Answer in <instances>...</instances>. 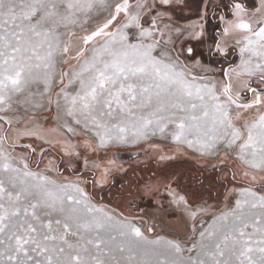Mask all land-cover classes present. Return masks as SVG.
<instances>
[{
	"label": "snow or ice",
	"instance_id": "1",
	"mask_svg": "<svg viewBox=\"0 0 264 264\" xmlns=\"http://www.w3.org/2000/svg\"><path fill=\"white\" fill-rule=\"evenodd\" d=\"M0 264H264V0H0Z\"/></svg>",
	"mask_w": 264,
	"mask_h": 264
},
{
	"label": "rangeland",
	"instance_id": "2",
	"mask_svg": "<svg viewBox=\"0 0 264 264\" xmlns=\"http://www.w3.org/2000/svg\"><path fill=\"white\" fill-rule=\"evenodd\" d=\"M199 0H189V3L195 5ZM186 15L191 16V13H186ZM192 18H195L194 16ZM143 158V153H141V159ZM121 160L127 166L129 162L128 153H121ZM196 166L193 161L185 158L184 156H178L175 160L167 161L162 165H157L154 160H149L147 164H140L136 167V172L139 176H143L147 179L152 175L153 172L157 173V176L163 177L164 173L175 171L177 176L179 177V182L181 185L185 186V182L191 177H195V171L193 167ZM157 167V168H156ZM193 170V172H192ZM210 173V171H209ZM129 178H133L131 173H129ZM115 179L117 181L115 187L118 189L120 187V183H123L121 176L119 174L115 175ZM89 190H91V185L88 186ZM105 197V201H108V189L106 188L103 192ZM156 200H160L164 208H168V201L165 199V194L163 190L160 193L156 194L155 198L152 197H144L141 196L136 200L135 205L132 206V211L137 212L139 215H142L150 224H152L157 231H161L162 234L169 231L168 225L170 223L167 214L161 209L160 205L156 203ZM112 206H117V201H111ZM120 207L128 209L126 204H120Z\"/></svg>",
	"mask_w": 264,
	"mask_h": 264
},
{
	"label": "flooded vegetation",
	"instance_id": "3",
	"mask_svg": "<svg viewBox=\"0 0 264 264\" xmlns=\"http://www.w3.org/2000/svg\"><path fill=\"white\" fill-rule=\"evenodd\" d=\"M246 3H247V5L249 7H251V6L255 5V4H257L258 0H246ZM193 169L195 171V175L194 176L197 179H203V178H206V177H208L210 175L209 171H205V172H203V175L201 176V172L198 170L197 166H194ZM192 172H193V170H192ZM191 178H193V177H191ZM184 182H185V186L190 187L192 185V183H193V180L192 179H188L187 181H184Z\"/></svg>",
	"mask_w": 264,
	"mask_h": 264
}]
</instances>
